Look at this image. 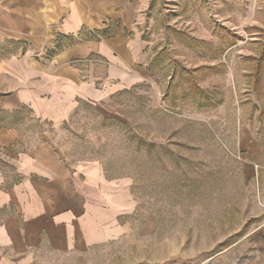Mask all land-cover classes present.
I'll return each instance as SVG.
<instances>
[{
    "label": "rangeland",
    "instance_id": "374dc122",
    "mask_svg": "<svg viewBox=\"0 0 264 264\" xmlns=\"http://www.w3.org/2000/svg\"><path fill=\"white\" fill-rule=\"evenodd\" d=\"M193 1L155 0L148 37L176 56L167 95L144 85L59 125L15 122L68 167L94 161L129 180L126 232L68 264H264V0ZM16 50L0 42V59ZM190 51L215 63L192 81L177 64ZM0 170L6 184L17 176Z\"/></svg>",
    "mask_w": 264,
    "mask_h": 264
},
{
    "label": "crops",
    "instance_id": "0c3cea01",
    "mask_svg": "<svg viewBox=\"0 0 264 264\" xmlns=\"http://www.w3.org/2000/svg\"><path fill=\"white\" fill-rule=\"evenodd\" d=\"M155 7V0H0V42L17 46L0 59V161L17 173L6 184L0 170V209L8 210L0 264H68L126 232V177H106L94 161L70 168L44 137L26 145L15 122L30 114L59 125L82 103L114 106L144 85L167 95L160 86L170 90L176 56L148 37ZM199 55L177 62L191 81L215 65Z\"/></svg>",
    "mask_w": 264,
    "mask_h": 264
},
{
    "label": "trees",
    "instance_id": "16d2710c",
    "mask_svg": "<svg viewBox=\"0 0 264 264\" xmlns=\"http://www.w3.org/2000/svg\"><path fill=\"white\" fill-rule=\"evenodd\" d=\"M24 110H20V111H15L14 113H12L13 114V116H18L19 114H24V112H23ZM105 119H108V118H105ZM109 119H111V118H109ZM120 122V121H119Z\"/></svg>",
    "mask_w": 264,
    "mask_h": 264
}]
</instances>
